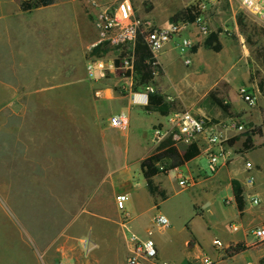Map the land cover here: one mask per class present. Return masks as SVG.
I'll return each mask as SVG.
<instances>
[{"label":"rangeland","instance_id":"obj_1","mask_svg":"<svg viewBox=\"0 0 264 264\" xmlns=\"http://www.w3.org/2000/svg\"><path fill=\"white\" fill-rule=\"evenodd\" d=\"M105 1L112 0H55L49 7L23 13L18 10L20 0H0V16L4 17L0 18V128L12 130L15 127L17 120L13 112L35 110V115L39 116L35 123V132L39 131L36 168L29 166L27 171H24L25 168L21 171L15 166H8L7 163H13L6 160V155H0V264H45L42 259V240L45 238L41 236L46 232V226L51 222H66L73 217L58 209L59 200L56 197L49 198L51 186H46L44 180L48 185L53 182L54 186L55 178L58 177L61 188L58 187L55 193L62 196L61 202H67L63 195H82V190L78 189V178L79 182L83 179L81 174L89 173L93 177L95 173L94 180L97 182L114 170L111 176L115 180L119 179L121 173H114L120 168L123 170L127 164L125 177L131 185L138 183L139 186L134 188V194L127 196L125 211L141 213L140 220L145 224L151 216L149 207L152 199L145 189L137 161L153 147V128L161 126L153 124L158 120L167 125V116L145 114L142 108L133 109V131L127 137L123 134L116 142L108 133L115 130L107 123L110 117H97L94 103L98 100L97 89L86 76L85 64L96 44L95 20L98 6ZM130 2L134 6L136 19L148 21L155 28H166L171 23H185L180 19L175 22L169 19L188 8L191 0ZM203 18L210 33L218 35L221 48L218 52L206 48L204 41L208 36L201 38L196 28L189 27L188 32L182 36L191 34V41L197 43L191 49V64L186 66L183 61L184 52L177 46L180 39L175 37L172 40L175 50L171 53V59L177 62L181 75L175 78V83L190 90L167 100V104L171 111L187 110L196 115L208 116L214 121L237 120L243 126V131L231 135L223 143L224 167H219L215 173L208 171L207 157L203 152L190 162L189 165L196 173L206 179L205 185L181 190L174 172L159 174L158 179L165 181L162 187L167 194L162 208L171 212L170 219L179 231L188 223L193 225L200 242L212 246L215 240L225 245L227 241L245 239L249 244L256 241L252 231L264 219V132L261 127L264 98L259 91V85L264 83V28L236 4L217 5ZM105 48L99 57L113 58L112 49ZM185 70L189 71L191 79L196 82L185 78L182 74ZM156 72L159 73V70L156 69ZM125 74L129 75L120 70L107 74V79L112 78L108 82L112 91L120 93L124 90L115 80ZM134 83L133 71L131 90L142 91L140 87L134 89ZM239 90L254 93L256 103L250 106L243 102ZM50 112L54 119L45 118ZM105 113L100 112L101 115ZM48 127L68 128L69 134L63 136V132ZM250 131H255L251 138L252 148L245 150V133ZM97 133L105 135L100 138ZM5 137L6 142L10 140L9 136ZM21 138L23 143L26 139L24 132ZM100 141L103 146L102 156L96 162L99 167H95L93 172L88 162L97 160ZM63 142L69 151L61 146ZM93 142L95 149L90 147ZM13 143L10 140V145L4 148L13 149ZM51 153L57 156L56 162L52 164L54 167L44 159L46 155L51 156ZM84 155L90 161L87 162ZM247 163L253 166L251 170L245 169ZM239 169L244 170L241 175L244 179L242 193L245 217H241L236 209L230 186L226 188L230 181L226 175ZM180 171L186 175L184 168H180ZM248 178L253 179L252 185H246ZM106 185L104 183L101 189L103 208L108 201L109 189ZM254 196L260 200L258 206L251 204ZM196 207L203 210V218L195 217ZM106 211L117 213L116 208L111 206H107ZM233 226L238 231H231ZM30 234L33 237L32 244ZM263 251L264 247H260L240 253L235 263L254 262ZM181 264L188 263L184 261Z\"/></svg>","mask_w":264,"mask_h":264},{"label":"crops","instance_id":"obj_2","mask_svg":"<svg viewBox=\"0 0 264 264\" xmlns=\"http://www.w3.org/2000/svg\"><path fill=\"white\" fill-rule=\"evenodd\" d=\"M109 2L111 1H105L104 4H108ZM0 18L3 19L4 17L1 15ZM174 46L175 44H172V42H170L156 54L155 57L157 66L159 68V73L155 74L153 80L148 85L152 89L159 90L166 103L167 100L174 99L176 98V96L179 97L181 96V94L190 90L186 86H181L178 85L179 83H175V78L181 75H179L180 70L177 62L174 61V59H171V53H174L175 50ZM113 73L114 72L109 74L111 75ZM182 74L186 79L189 78V81L196 82L195 80L191 79V75L188 70H185V72H183ZM109 81L111 82L112 78H105L102 80L91 82L94 83V87L97 89L96 93L98 96V100L94 102L97 117L99 119H101L102 117H115L122 121V125L119 128H115V130H111L110 132H108L110 133L111 138L114 140V142H116V139H118L120 136H123V134L127 137L129 132L133 131L131 127L133 109L142 108L145 114L158 113L148 112L145 109L146 105L143 107H138L131 104L129 100L130 93L133 92L131 90V76L125 75L115 80V83L117 85L124 88V90L120 91V93L125 92V95L112 91V89L109 87ZM144 89L145 88H143L140 92H143ZM173 94L175 95L174 97ZM103 111H105L106 113L104 115H101L100 112ZM171 112L174 111L170 110L169 113ZM35 114V110L13 112L14 118L17 120V122L15 123V127L12 130L6 127L0 128V155H6L8 159H5L13 163H7L8 166H15V168H18L21 171H23V168H25L24 171H27L26 168L29 166L30 168H36V165L38 164L37 136L39 134V131L35 132V123L37 117L39 116H36ZM158 116L160 115L158 114ZM45 118L54 119V116L50 112V115H46ZM109 119L107 120V123L109 122ZM24 124L27 125L24 126ZM157 124L161 125L158 128H167L168 126V124L164 125L162 124V122L156 120V123L153 125L155 126ZM48 128L57 130L60 133L63 132V136L65 134H69L68 128ZM22 132H24L26 136V139L23 143L21 138ZM99 134L100 138H103L105 135V133ZM99 134L97 133V135ZM5 136H9V139L14 142L13 149L4 148L10 145V140L6 142ZM61 146L68 150V146L67 144H65V142H63ZM155 146L156 145L153 144V147L148 151V153L137 161L138 164H140V161L147 157L154 150ZM90 147L92 149H95V142H93V146ZM102 147L103 146L100 141L99 146H97V160L92 159L90 161V158L84 155L86 157V161H90L88 163L89 166L93 167V172H95V167H99L96 162L100 161V155L102 156ZM49 154L50 153H48V155ZM48 155H46L44 159L48 160L51 166L54 167V165L52 164L56 162L55 157L57 156L55 153H51V156ZM74 157L71 158L75 159ZM67 158L69 159L70 156H68ZM106 158L108 159V157ZM125 160V163H127V159ZM191 161L171 171L175 173L176 178V171L180 170V168H184L186 175L194 178L195 183L191 188L195 189L197 187H200L201 185H205L206 179L201 178L200 173L197 174L195 169L189 165ZM23 163L25 165H22ZM127 167L128 165L125 164L123 166V170H121L120 168L119 171H116L114 173H121L119 174V179L115 180L112 179L111 176L114 170L109 171V174H107L106 176L104 175L101 179H98L97 182L94 180L95 173H93V177L91 176V174L89 175V173H84L83 175L81 174L80 177H82L83 179L79 182L78 178V189H81L83 193L81 196L78 195V197H73L74 194L63 195L65 196L67 202H61L62 196H59L58 193H55L58 187L61 188V185L58 184V181L60 180L58 179V177L55 178L54 186L53 182L52 184L48 185L47 181H43L46 186H51V194H49V198L51 199L56 197L59 200L58 209L67 214V216H69V214H72L73 216L66 222H51V224H48L46 226V232L44 231V234L41 236V238L44 237L45 240H42L40 238L43 243L42 259L45 264H126V260L133 245V243L129 239L131 234L135 235L136 239L138 240L150 238L156 245L157 261H145L142 264H181L184 261H186L188 264H202L201 258L204 256L214 261V264H240L241 262L235 263L236 258L240 253L232 255H228L226 253V251L229 250L230 247L234 248L237 244H243L246 247V250L244 252L264 247V242L260 243L258 241H254L248 244L244 239L227 241V243L223 246H229L228 249L226 251H221L215 248L214 245L211 246L207 243L200 242L197 237V231L195 230V228H193V225L189 223L184 226L182 231H179L178 228L174 226V222L170 219L171 212L162 208V204L167 200V194L165 189H163L162 187L165 181L162 178L161 180L158 179L159 175L156 176L153 181L160 190H163L165 192L166 198L164 200L160 199L159 196H151L147 190L144 180L145 189L152 199V205L149 207V211L151 212L149 221L146 224L143 223V221L140 220L141 213L132 211L128 212L129 219L124 225H122L120 212L118 214L114 198L118 194H126L128 197H130L131 193L134 194V188H138L139 186L138 183L131 185V182L128 181L127 177H125L127 173ZM220 167H224V161L222 162ZM243 171L244 170L239 169L235 173H229L226 175V178L228 177L230 181L232 179H236L240 183L241 191L243 190L242 187L244 182L243 176L241 175ZM16 173L19 172L16 170ZM166 177L167 176H164L163 178ZM230 181L228 185H226L227 189L230 186ZM104 183L108 185L106 186L109 189V192L107 193L106 199L108 201H106V207L103 208L101 189ZM246 185L249 186L247 182ZM242 194L244 197V192ZM107 206H111L114 209L116 208L117 213H107ZM196 211L197 214L195 215V217L203 218V210L200 207H196ZM58 212L60 213V211ZM158 214L163 215L167 218L169 224L166 228H159L154 224V218ZM245 214L246 209L244 208V212L241 217H245ZM263 224L264 219L261 220V224L259 226ZM30 243H33V237L31 234ZM263 258L264 251L260 253V255H258L254 262L262 263L261 261Z\"/></svg>","mask_w":264,"mask_h":264},{"label":"built area","instance_id":"obj_3","mask_svg":"<svg viewBox=\"0 0 264 264\" xmlns=\"http://www.w3.org/2000/svg\"><path fill=\"white\" fill-rule=\"evenodd\" d=\"M236 4L243 12L253 18L264 28V0H191L188 8L192 13H198L192 23H171L166 28H155L148 21L142 22L134 17V6L130 0H112L108 4L98 6L99 12L96 16L95 27L97 29L96 45L103 44L112 49L113 58H102L91 55L86 61L85 70L90 81L105 79L107 74L117 70L133 74L134 48L139 33L144 34V43L152 55L153 67L157 66L156 54L165 45L172 42L176 37L180 39V49L183 50V61L186 66L191 64V49L196 43L190 39L191 34L183 37L182 34L188 32L189 27L197 30V35L205 38L210 33L209 27L203 18L217 5ZM118 62V65H116ZM157 74L156 69L153 76ZM150 86L145 87L143 92H131L130 102L134 106L143 107L147 104V93L152 92ZM239 97L243 102L252 106L256 103V95L245 90H239ZM167 128H154L151 141L158 145L165 139H170L172 146L179 148L182 146L196 145L199 153H204L207 159V168L211 173H215L225 159L223 143L228 141L231 135L241 133L243 126L237 120L227 119L224 121H214L205 115H196L187 110H178L167 115ZM109 127L119 128L122 121L112 117L108 122ZM200 155V154H199ZM252 165L247 163L246 170H251ZM176 182L181 190H187L194 185V178L184 175L180 170L176 171ZM253 179L248 178L247 184L252 185ZM128 200L126 194H118L114 198L117 210L120 212L121 224L124 225L129 214L125 211V202ZM251 204L258 206L260 200L254 196ZM154 224L159 228H166L169 224L167 218L158 214L154 218ZM232 231L238 228L233 226ZM252 236L256 241L264 242V224L252 231ZM130 241L133 243L126 264H142L145 261H157V249L154 241L150 238L144 240L136 239L131 234ZM214 247L226 251L229 246L224 247L217 240ZM202 264H214V261L204 256L201 258ZM167 264V263H162ZM240 264H262L260 262L243 261Z\"/></svg>","mask_w":264,"mask_h":264},{"label":"trees","instance_id":"obj_4","mask_svg":"<svg viewBox=\"0 0 264 264\" xmlns=\"http://www.w3.org/2000/svg\"><path fill=\"white\" fill-rule=\"evenodd\" d=\"M55 3V0H20L18 4V10L23 13H30L33 10L46 8ZM198 13H192L191 8H186L176 16L169 19L171 22L178 21L192 23L196 19ZM239 24L241 23L239 19ZM144 34L139 33L137 35L135 48H134V62L133 70L135 73L134 89L145 88L153 80L154 69H158V66L153 67L152 55L144 43ZM204 46L211 49L213 52H218L221 48L220 42L218 41V35L216 33H210L204 41ZM103 44H98L91 49L90 54L99 57L100 53H103L106 48ZM118 65V62H116ZM128 75V74H125ZM259 91L264 98V83L259 85ZM145 109L151 113H158L161 116H167L170 112L169 105L165 102L160 91L154 89L152 92L147 93V104ZM262 129L264 132V119L262 122ZM261 133L260 129L258 130ZM255 131L245 133L246 139L243 143L245 150H249L252 144V136ZM199 150L196 145L182 146L176 148L172 146L170 139H165L163 142L155 146L154 150L144 159L140 161L139 168L143 179L145 180L147 190L151 196H159L160 199L166 198L165 192L160 190L154 183V178L162 173L174 170L175 168L181 167L187 162L193 160L199 156ZM167 165L164 169H160L161 166ZM232 195L236 209L240 216L243 215L245 208V200L241 191L240 183L236 179L230 181ZM246 247L243 244H237L234 248L230 247L226 253L229 255L238 254L244 252ZM264 264V258L262 259Z\"/></svg>","mask_w":264,"mask_h":264}]
</instances>
